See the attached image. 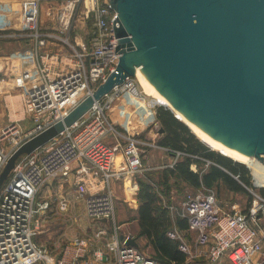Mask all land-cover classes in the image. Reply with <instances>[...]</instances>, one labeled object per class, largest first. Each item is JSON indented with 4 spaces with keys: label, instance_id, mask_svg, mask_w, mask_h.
Here are the masks:
<instances>
[{
    "label": "built area",
    "instance_id": "2783aa9c",
    "mask_svg": "<svg viewBox=\"0 0 264 264\" xmlns=\"http://www.w3.org/2000/svg\"><path fill=\"white\" fill-rule=\"evenodd\" d=\"M55 1L57 28L52 30L41 25V0L0 1V41L29 42L39 77V82L27 89L22 103L30 126L22 129L18 119H11L0 131V172L21 143L64 117L118 62L116 12L109 0ZM86 26L91 29L83 32ZM58 40L66 44V51L63 46L62 50L51 46ZM132 80L126 79L80 120L14 165L0 187V264H101L111 257L115 264H158L155 258L116 237L105 242L106 252L92 250L89 239L78 236L68 238L58 249L37 240L52 209V201L41 196L49 181L68 183L86 216L99 221L115 215L116 185L144 171L152 144L118 131L107 117V98L131 86ZM252 169L253 183L256 170ZM245 188L252 201L244 211H224L212 190L187 197L181 218L195 233L194 247L179 228L166 232L185 255L184 264H214L222 258L229 264H264V197L255 187ZM66 207L67 201L62 200L60 209ZM104 236L105 229H98L95 237ZM201 247L207 248L204 253L198 250Z\"/></svg>",
    "mask_w": 264,
    "mask_h": 264
},
{
    "label": "water",
    "instance_id": "95a60500",
    "mask_svg": "<svg viewBox=\"0 0 264 264\" xmlns=\"http://www.w3.org/2000/svg\"><path fill=\"white\" fill-rule=\"evenodd\" d=\"M109 4L116 12L119 58L114 70L64 117L10 154L0 172V187L26 154L80 120L140 68L192 123L255 159L253 187L264 188L260 186L264 185V0H109ZM163 132L161 128L159 133ZM125 243L138 246L132 237Z\"/></svg>",
    "mask_w": 264,
    "mask_h": 264
},
{
    "label": "rangeland",
    "instance_id": "374dc122",
    "mask_svg": "<svg viewBox=\"0 0 264 264\" xmlns=\"http://www.w3.org/2000/svg\"><path fill=\"white\" fill-rule=\"evenodd\" d=\"M0 1L10 3L18 2L20 0ZM56 6L57 3L55 0H41L40 17L41 25L44 29L52 30L55 27L57 28L53 13L54 9L57 8ZM90 27L91 26L84 27L83 32L90 31ZM61 36L63 37L64 35ZM51 46L55 49L59 48V50H62L63 46L64 51H66V44L62 41L58 40V42L53 45L51 44ZM3 55L10 57L3 59L0 64V92H4L2 95L4 97L6 95L20 96L23 101L27 89L39 82V77L30 53L29 42L24 39L0 41V56ZM136 76L133 77L131 86L124 90H120L119 92L116 91L111 95V98L110 96L107 98L110 99V109L107 110V117L117 130L123 133H132L140 137L142 141L144 140L152 144V147L148 148L144 171L137 175H133L130 180L133 185L132 189L135 192L138 191L137 186L140 181H144L152 187L158 198L159 206L162 209H166L167 214L170 217L172 223L170 226L171 229L177 227L176 221L183 213V203L187 197L198 193H207L208 190L214 191L220 202L225 203L232 200L238 204L237 209H246L252 201V194L245 188L247 185L240 181L235 175L231 176L243 188L242 190L240 189L238 193L226 191L228 196L224 197L222 193L219 194L220 187H227L223 182L218 185L215 184L212 187L202 185L200 187H195L190 181L188 182L172 173L175 163L182 161L187 155L185 152L174 149L173 147L159 145V141L164 138V132L159 133L162 125L161 121L158 119V112L160 109L168 110L176 119L179 121L181 120L173 110L169 109L166 105L160 103L150 95L144 86H141L139 83L140 79L138 80V76ZM141 97L144 98L146 102H142L140 100ZM3 101L7 102L8 99ZM104 101H106V99ZM194 137L200 141L195 135ZM179 144L183 145V147L187 146L186 142H179ZM5 146L7 148V141L5 142ZM209 150L212 149L209 148ZM193 158L201 161L198 164L193 163L190 165V169H195L199 175H202L208 169L209 165H217L216 162L210 159H204L202 154L193 155ZM241 164L251 171L252 167H248L243 163ZM130 181L125 184L122 183L121 189L124 190V185H128ZM71 199V203L65 210L45 221L44 225L40 228V234H38L39 236L37 237L39 242L46 245H48L49 242L61 244L64 243V241H67L68 238L76 236L82 235L89 238L90 228L93 229L92 222L86 216L82 202L73 198ZM188 238L190 239V237ZM191 245L194 247L193 242ZM50 247L53 248V246ZM140 251L142 252V250Z\"/></svg>",
    "mask_w": 264,
    "mask_h": 264
},
{
    "label": "trees",
    "instance_id": "16d2710c",
    "mask_svg": "<svg viewBox=\"0 0 264 264\" xmlns=\"http://www.w3.org/2000/svg\"><path fill=\"white\" fill-rule=\"evenodd\" d=\"M158 119L161 121L162 128H164V138L159 141V145L165 147H173L186 153V157L182 161L175 163L172 173L178 175L186 181H190L195 187L206 186L212 187L218 185L220 181L224 182L234 191H240L243 187L231 176L235 175L245 185L253 187L251 181L250 171L241 163L233 161L232 158L222 155L216 150H209L202 142L195 139L188 127L178 119H176L168 110L160 109L158 112ZM186 142L187 146L179 144ZM202 154L204 159H210L216 162L217 165H209L208 169L199 175L190 169L193 163H200L199 159L193 158V155ZM140 192L139 198L143 201L142 208V231L147 234L148 239L156 250L160 251V257L157 260L159 264H169L175 262L176 264H183L185 255L178 249L176 242L170 240L166 236L167 230L171 229V221L166 209H162L158 204L152 187L144 181L139 182ZM264 197V188L257 189ZM148 211V217L145 211ZM146 216V217H144ZM177 225L184 228V222L178 220Z\"/></svg>",
    "mask_w": 264,
    "mask_h": 264
},
{
    "label": "crops",
    "instance_id": "0c3cea01",
    "mask_svg": "<svg viewBox=\"0 0 264 264\" xmlns=\"http://www.w3.org/2000/svg\"><path fill=\"white\" fill-rule=\"evenodd\" d=\"M9 57L10 56H6V55L0 56V64L3 59L9 58ZM0 91H1V88H0ZM3 93L4 92H0V131L2 130L4 126H6L11 121V119L12 120L18 119V121H16L18 122V125H20L22 129H27L30 126V121L28 120L27 116L22 110L23 101L21 100V97L20 96L18 97L16 95H6L4 97L2 96ZM5 99H8V101L7 102L3 101ZM12 107H14L13 112H11ZM193 172H197V171L194 169ZM126 182L128 181H125L123 183L125 184ZM221 182L222 181H220L219 183ZM121 185L122 184L119 183L116 185V188H115V192L116 191L117 192L115 193L116 209H115L114 217L108 220H103V219L99 221L91 220L93 229L90 228V231H89L90 236L88 237L90 239L82 235L78 237L86 239V240L89 239L90 245L92 246V250L100 249L103 252H106L105 242L112 241L115 237L118 238L119 241H123L127 237H132V238H135L136 242L138 243V246L136 247L138 248V250H142V252L146 253L147 256L153 257L155 259H159L158 257H160L161 255L160 251L156 250L153 247L152 243L147 237V234L145 232L143 233L142 231L143 221H142L141 216H143L142 215L143 201L139 198L140 186L139 185L137 186L138 191L135 192L132 189V186H133L132 181H130L128 185H124L125 186L124 190L121 189L122 188ZM226 191L235 192V193L239 192V191L232 190L229 186H227L226 188H222V187L219 188V194L222 193L224 197L228 196ZM41 196L42 198L46 200L52 201V209L47 213L48 215L47 217H45L44 221L47 220L48 218L51 219L52 216H55L59 212L63 211L60 209V202L62 200H66L67 206H68L71 203L70 202L72 200L71 198L74 199L71 186L66 182L60 184V181L58 182L57 180L49 181V183L43 188L41 192ZM218 203L222 207V209L226 212L230 211L233 208L235 209L238 208V204H236L232 200L222 203L218 199ZM239 210L244 211L246 209L240 208ZM148 213L149 212L146 210L144 214H146V216L148 217ZM178 220H181V222H184L185 227L182 229L180 228V226L177 225V228L182 230L184 234H186V236L188 235L187 238L190 237V239L189 238L188 239L192 243L194 241L195 233L190 232L188 230L187 223L184 218L180 217L179 219H177V221ZM261 224L264 227V216L261 217ZM101 228L105 229L106 236H104L103 239H97L95 237V234L98 231V229H101ZM120 236H124V238L121 239ZM48 245L49 247L57 246V249L60 246V244H56V242H49ZM206 249H207L206 247H201L198 250L201 253H204ZM101 264H115V263L111 257V260H109V262L101 263ZM169 264H176V263L169 262ZM214 264H229V263L225 258H222L219 262L214 263Z\"/></svg>",
    "mask_w": 264,
    "mask_h": 264
},
{
    "label": "bare ground",
    "instance_id": "6f19581e",
    "mask_svg": "<svg viewBox=\"0 0 264 264\" xmlns=\"http://www.w3.org/2000/svg\"><path fill=\"white\" fill-rule=\"evenodd\" d=\"M140 68H137L136 75L140 79L142 86L148 91L150 95H152L156 100L160 103L166 105L169 109L173 110L177 117L190 129V131L206 146L210 149L216 150L222 155L228 156L235 161L243 163L248 167L253 166V159L251 156L242 153L236 149L228 147L227 145L215 140L208 133H206L203 129L192 123L189 119H187L184 115H182L173 105L156 89V87L147 79L143 74L139 72ZM93 92V91H92ZM91 92V93H92ZM90 93V94H91ZM142 102H146L144 98H140ZM257 179L256 176L253 178V182ZM264 186V185H260Z\"/></svg>",
    "mask_w": 264,
    "mask_h": 264
}]
</instances>
